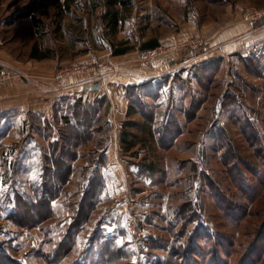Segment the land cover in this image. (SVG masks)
Instances as JSON below:
<instances>
[{
	"label": "rangeland",
	"instance_id": "1",
	"mask_svg": "<svg viewBox=\"0 0 264 264\" xmlns=\"http://www.w3.org/2000/svg\"><path fill=\"white\" fill-rule=\"evenodd\" d=\"M30 1L5 0L0 8L4 47L27 63L38 44L53 53L59 68L66 67L64 76L88 65L68 69L76 57H82L76 52L87 46L100 51L112 42L120 45L125 35L191 33L194 24L215 26L231 6L244 10V23H256L243 20L248 9L264 11V0H126V5L114 9L120 14V23L112 31L105 20L109 11L106 0H59L58 4L50 0L48 8L36 13L39 24L32 19L17 20L15 29L9 31L5 22ZM206 41V37L197 36L180 42L174 46L176 50L160 49L150 62L142 60L150 64L168 51L187 58L204 54ZM263 49L250 56L217 59L209 55L168 77L166 86L158 90L159 100L142 98L154 108L159 125L173 118L181 134L174 148L165 153L156 178L142 177L148 195L139 199L142 213L138 221L120 216L98 230L102 216L95 214L76 230L73 243L62 245L87 186L79 181L83 166L63 189L62 197L53 202L51 217L35 222L36 209L28 204L42 194L40 158L25 165V159L18 161L21 144L4 146L0 153V264H95V253H100L116 232H121L128 244L126 257H134L129 264H240L264 228ZM92 55L94 71L105 74L106 68H100L105 57L99 52ZM11 76L6 72L0 82H8ZM232 172L248 194L235 185ZM115 191H108L106 202L113 199ZM236 207L244 210L239 223L232 220L238 216L239 221ZM224 212L230 218H225ZM111 227L115 229L109 231ZM197 230L203 242L193 237ZM191 238L198 243L200 256L191 255ZM259 253L256 248L248 253L251 263L247 264H264V253Z\"/></svg>",
	"mask_w": 264,
	"mask_h": 264
},
{
	"label": "crops",
	"instance_id": "2",
	"mask_svg": "<svg viewBox=\"0 0 264 264\" xmlns=\"http://www.w3.org/2000/svg\"><path fill=\"white\" fill-rule=\"evenodd\" d=\"M4 2L5 0H0V8L5 5ZM243 11L237 6H231L226 13L223 12L215 26L198 27L194 24L190 28L191 33L125 35L120 45L112 42L113 45L100 51L87 46L86 50L76 52L82 54V57H76L68 69L76 68L81 63L88 65L81 71L70 72L66 76L63 75L66 67H58V59L50 50L43 51L37 44L33 50L37 49L38 58H32L30 54L27 63H21L8 52L0 38V81L6 72L12 75L8 82H0V153L6 145L21 144L18 161L25 159L24 164L30 165L28 163L40 158L44 174V168L48 166L46 159H59L66 147L63 142L64 130L67 126H72L76 129L73 135H80L75 136L71 145L77 156L68 162L72 167V174L57 200L62 197L63 189L74 180L79 172L78 168L83 166L79 181L87 184L83 187L84 193L96 178L103 184L99 195L102 198L92 211L89 222L95 214L102 216V222L96 228L100 230L120 216L124 220L133 218L138 221L137 216L142 213L139 199L148 195L144 190L145 181L142 177L146 175L151 179L156 178L165 163V153L174 148L178 137H174L172 142L168 139L164 143L162 138L169 132H166L164 124H158L154 108L146 102L144 108L152 114L153 120L149 121V118L147 121L132 104L130 89L140 86L150 89L164 87V81L168 77L187 70L188 66L205 60L209 55H215L214 58L217 59L235 55L250 56L264 48V19L256 23H244L241 21ZM2 22L4 21L0 18V31ZM5 23L9 31L15 29L16 21L11 23L8 19ZM197 36L207 38L208 48L206 47L207 52L204 54L187 58L168 51L150 64L142 60L144 55L153 50H176L174 46ZM118 49L127 51L122 55H114V51ZM98 52L106 60L100 68L105 67L106 72L113 68L110 74L94 71L97 67L92 64L95 62H91L95 59L92 54ZM145 99L154 102L160 97ZM101 101H105L104 111L99 116L96 113L93 119L99 117L104 121L98 125L94 121L92 126L88 124L85 128L82 121L86 115H91L93 109L98 110ZM130 123L136 125L131 126ZM115 127L119 129L117 132ZM54 146H58L57 149ZM13 147L15 149L17 146ZM53 149L55 153L51 156ZM109 175L115 176L114 182L109 181ZM112 189L116 190L111 195L113 199L106 202V195ZM114 229L111 227L109 231ZM96 231L95 233L98 232ZM113 236L109 240L119 248L128 247L121 232H116ZM129 242L133 244L131 240ZM133 258L125 260L132 263Z\"/></svg>",
	"mask_w": 264,
	"mask_h": 264
},
{
	"label": "trees",
	"instance_id": "3",
	"mask_svg": "<svg viewBox=\"0 0 264 264\" xmlns=\"http://www.w3.org/2000/svg\"><path fill=\"white\" fill-rule=\"evenodd\" d=\"M53 1L56 4L59 3V0H53ZM106 2L108 4L109 11L105 15V20L107 21L109 28H111V30L114 31L119 27V23H120V14L118 11L114 9L118 6L126 5V0H106ZM49 3H50V0H31L22 10L17 12L10 19V22L13 23L17 20L32 19L35 24H39V20L36 17V13L41 9L48 8ZM126 51L127 50L118 49L114 51V55H122L126 53ZM32 57L38 58L37 49H34ZM160 87L158 86L155 89H150V88H147L146 86H140V87H133L130 89L131 91L130 100L132 101V104H134V106L140 110V113L144 115L147 121L149 120V118H150L149 121H153L151 120L152 114H150L149 111L147 112L146 108H144V106H146L145 105L146 102H144V99L142 98L143 97L144 98L145 97L157 98L158 90L160 89ZM104 102L105 101H101V103H99L98 110L93 109V112L91 111L92 112L91 115L85 116V120L82 121V125L85 128L88 126V124L92 126L94 121L95 123H97V125L101 123L102 121H104L103 118L100 119L99 117L96 120L93 119L96 113L99 116L101 115V112L104 111V105H105ZM130 125L133 126L136 124L130 123ZM164 126L166 129V132H169L162 138L164 143L168 139H171L170 142H172L173 138L177 137L181 133V130L177 127L176 121H174L173 118H170L169 121L166 122ZM75 130L76 129L72 126L70 127L67 126L65 128L64 133H63V142L66 147H64V150L62 151L59 159H57L56 157L54 159L52 157L50 158L48 157L46 159L48 162L47 164L48 166L44 168V180L42 183L41 197H37L36 199H34V201L28 204L31 206V209H36V214L38 215V217L36 218L37 220H35V222H40V221L43 222L49 217H51L52 212H53L52 204L54 201H56L60 197L62 187L65 186L69 181V178L72 174V167L68 164V162L77 156V154H75L72 151L71 145L74 141L73 139L75 138V136L80 137L79 134L73 135V132ZM77 132H80V131L77 130ZM81 138H83V135L81 136ZM167 142L168 141H166V143ZM54 147H56L55 149H57L58 146H54ZM50 153H51V150H50ZM54 153H55V150L53 149L51 156H54ZM60 158L62 159L64 158L65 160L62 161ZM240 165H243V163L242 164L240 163ZM244 167L247 169L246 166ZM230 177L232 178L233 182L240 189L241 192H245V194H248L246 191V188L240 183V180H238L237 176L234 175L233 172L231 173ZM102 187H103V184L99 178L94 179V181L90 183L89 188L85 191L83 195V198L79 206L78 213L70 228V234L68 236L67 242L62 245L67 244L69 246L71 242L73 243L76 237L75 235L76 230L81 229L85 225V223L89 221L90 215L92 211L95 209L96 204L98 203V200H99L98 198L101 193ZM188 204L189 202H187L185 205H188ZM220 204L221 202L219 203V205ZM236 208H238V211L240 212L239 221L237 218L238 216H236L237 219L233 218L232 220H235V223H239L241 220V217L244 215V210H240L239 207H236ZM18 213H20V211ZM17 214H14L13 216H16ZM226 216L227 215L224 212V217L226 218ZM227 218H230V217L227 216ZM198 233H199L198 230L195 231V233H193L194 235L193 237H196L200 241L203 242L202 240L203 237H201ZM206 241L208 240H205V242ZM209 241L211 242V239ZM222 241L229 242L227 238H222ZM189 242H192L190 243V247L191 246L192 247L189 248L191 255L200 256L199 251H198L199 247H198V243H196V240L191 238V241ZM101 248H102L101 252L95 253L93 257V261L95 262V264H129L125 260V258L127 259L126 257L127 252H125L123 248H119L116 244L113 243V241L109 239L106 240ZM254 248H256L257 251H260L259 255L264 253V228L257 236L254 246L251 247L252 250ZM211 250L213 251V247L211 248ZM252 250H249L250 252H247L246 257L243 258L244 260L241 261L240 264H247L248 262L251 263V259L248 256V253L251 254ZM215 255L216 257H218V259H220L219 254H215ZM219 263L220 261L216 263L215 261L212 262V264H219ZM78 264H84V263H78Z\"/></svg>",
	"mask_w": 264,
	"mask_h": 264
},
{
	"label": "built area",
	"instance_id": "4",
	"mask_svg": "<svg viewBox=\"0 0 264 264\" xmlns=\"http://www.w3.org/2000/svg\"><path fill=\"white\" fill-rule=\"evenodd\" d=\"M263 19H264V11H259V10H256V9H248L245 12V15H244V18H243V20L245 22H257V21H261ZM159 50L160 49H156V50H153V51L149 52L148 54L144 55L142 59L147 61V62H150L152 60V58H154L158 54H160ZM261 53L264 56V49H263V52H261ZM117 130H119V129L115 127V132H117Z\"/></svg>",
	"mask_w": 264,
	"mask_h": 264
}]
</instances>
